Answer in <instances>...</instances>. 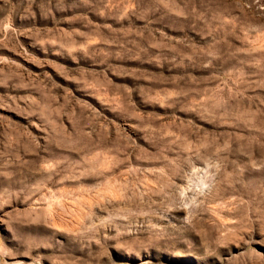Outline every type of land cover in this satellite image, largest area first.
I'll use <instances>...</instances> for the list:
<instances>
[{
	"label": "rangeland",
	"instance_id": "374dc122",
	"mask_svg": "<svg viewBox=\"0 0 264 264\" xmlns=\"http://www.w3.org/2000/svg\"><path fill=\"white\" fill-rule=\"evenodd\" d=\"M0 264H264V0H0Z\"/></svg>",
	"mask_w": 264,
	"mask_h": 264
}]
</instances>
